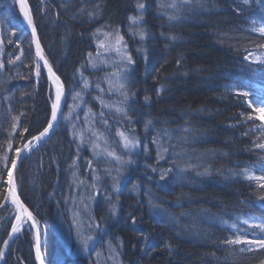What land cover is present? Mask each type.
<instances>
[{"label":"trees","instance_id":"obj_1","mask_svg":"<svg viewBox=\"0 0 264 264\" xmlns=\"http://www.w3.org/2000/svg\"><path fill=\"white\" fill-rule=\"evenodd\" d=\"M28 1L45 56L66 85L68 105L72 95L85 88L84 79H95L89 66V54L95 51L93 33L118 24L125 29L138 0ZM140 2L145 4L148 59L133 54L125 117H131L140 136L145 130L142 141L148 143L151 155L139 159L143 181L129 179L114 219L96 213L99 228L92 234L96 240L84 251L74 228L77 210L72 207L70 173L77 156L87 151L78 146V133L72 134L61 122L51 137L22 161L17 173L21 197L41 230L44 264H264V249L241 253L243 245L223 243L238 231L243 235L247 230L248 239L260 234L259 229L240 221L256 217L250 223L260 222L264 191L241 173L250 168L256 175L264 174L260 162L264 150L255 147L261 135L256 126L263 122L246 119L254 114L253 109L237 93L249 90L241 85L252 83L256 87L247 100L255 101L257 90L264 92V73L253 77L254 72L241 66L232 46L218 40L227 32L252 33L253 27L264 26V6L245 7L242 0H192L177 12L161 9V0ZM97 4L102 11L95 9ZM81 8L96 12V16L82 15ZM165 12L180 19L169 21ZM172 35L177 39L171 40ZM0 42L4 64L0 68V158L11 160L17 148L48 125L54 88L43 71L36 83L38 60L32 37L19 4L13 0H0ZM94 88L83 90L87 99ZM118 120L127 124L122 117ZM149 120L152 123L146 129ZM154 137L167 146L166 155L158 160ZM169 169L161 180V173ZM205 169L211 175L202 174ZM134 185H139L140 192ZM6 196V185L0 183V204H6L0 207V250H4L3 241L16 213ZM150 198L164 211H153ZM133 216L136 224L131 223ZM234 223L239 227H232ZM22 229L5 264H37L33 230L27 223ZM141 232L156 246L145 248ZM109 241L113 246L123 242L116 249L119 255L114 252L111 256ZM169 243L171 251L165 247Z\"/></svg>","mask_w":264,"mask_h":264},{"label":"rangeland","instance_id":"obj_2","mask_svg":"<svg viewBox=\"0 0 264 264\" xmlns=\"http://www.w3.org/2000/svg\"><path fill=\"white\" fill-rule=\"evenodd\" d=\"M161 2L171 3L172 0H161ZM260 4L264 6V0ZM169 9L172 10V8ZM261 13L264 16V8L263 12ZM138 14L139 10L135 8L134 14L132 16ZM145 25L144 18L143 24L141 26L146 31ZM259 25L261 26V24ZM129 27L130 21H128L126 24L125 29H123L120 24L115 25L113 29L119 28L121 35L124 36V39L127 42V51L132 55L134 60V53L141 56H144L145 52L147 53V47L145 43L147 40V35L145 39L141 41L139 36L133 37L131 35ZM132 28L135 29L136 26L132 25ZM111 30L112 29L101 30L100 33L95 35V51L91 57H89V66L92 70V73L95 74V79L92 80V78H86L83 81V86L87 89L91 88L92 86H96V88L93 89L94 93L92 97L87 99L89 96L86 97L85 95L87 94H83V90H86L85 88L75 93V95L73 94L70 103L68 105H64L62 117L58 124L59 126L60 123L64 121L65 126L69 127L70 131L73 132L72 134L78 133V146H81V149L87 151V154H84V156H77V160L73 165L72 172L70 173V187L71 189H74L72 203L75 204L72 207L76 208L77 210L75 213L76 215L73 216L76 221L74 222L73 220L74 228L77 231L79 229V231H81L85 236L92 235L97 229L91 226L92 224L96 223V213L102 214L104 216L110 215L108 220H112L116 217L117 211L122 204L121 193L129 179H131V182H136L138 180H140V182L143 181L141 180V174L143 171H139L141 166L138 167L140 162L139 159L141 158L140 160H142V157L143 159H149L151 155L147 148L148 143L145 144V142H143L144 140L142 141L143 136L145 135V130H142L143 136H140L141 134L139 130L132 124V120L130 122L129 119H126L123 113L116 111L117 107H123L127 109L126 105L128 101L130 102L128 84L134 64L129 65L131 71L127 73L128 79L126 82L128 99L127 101H124V97L120 95V90L117 88L118 82L116 77L112 75L117 71L120 58L115 51H105L104 48L100 46V41L104 40L103 32ZM219 38L220 39L218 40L220 43L232 46L231 50H233V53L239 57V60H241V66H243L244 69H249L251 72H254L255 75L253 77L262 76L264 73V65L262 67L261 64L253 63L251 57H249V53H251L252 56L264 57V48L257 47V45L264 44V36H261L258 32L251 33L246 30L242 32H227L225 34H221ZM137 49H140V51H137ZM245 57H249V59H245ZM42 71L44 72L41 67L40 74ZM39 80L40 75L36 78V83H38ZM65 117H67V119H65ZM118 117H122L124 119L123 122L127 120V124L125 125L122 123H117L119 122ZM262 122L264 123V121ZM119 132H124L130 138L133 136L138 138L139 143L131 150L125 149L123 146V141L118 135ZM81 135L83 136V141H81ZM105 140L107 143H105ZM153 141L157 142L154 143ZM152 143L154 146L155 156H157L155 159L158 160V151L160 152L159 157H164L167 153V151H164V149H167V146L163 144L162 141H160V138L158 139L154 137L152 139ZM94 145H98V147L94 148ZM105 149L108 151H114L124 160H131L132 162L121 167V165L115 159L108 157L105 154ZM136 155H138L137 158H135ZM155 159L153 160L155 161ZM118 169L119 171H117ZM97 176H99V180L96 179ZM117 176L119 177L118 192L113 190V184L115 183L113 178ZM80 181H83V183H80ZM93 184L95 185V189L92 187ZM258 189L260 191H264V189ZM136 190L140 192L139 185ZM9 200L11 201L10 197ZM113 205L116 206L115 214L111 212ZM3 206H6V204L3 203ZM107 208L108 212H110L108 214ZM151 209L153 208L151 207ZM158 209L160 208H156L153 211H157ZM16 235L17 234H14V238ZM93 243L94 242L90 243L89 246H91ZM91 248H94V246ZM110 253L113 257L114 252L110 250ZM60 258L62 260L61 255H59V263L61 261Z\"/></svg>","mask_w":264,"mask_h":264},{"label":"snow or ice","instance_id":"obj_3","mask_svg":"<svg viewBox=\"0 0 264 264\" xmlns=\"http://www.w3.org/2000/svg\"><path fill=\"white\" fill-rule=\"evenodd\" d=\"M13 2L19 4L20 12L23 13V15L27 21V24L31 26L33 37H36V27L33 23V18L28 11V5L26 3V0H13ZM261 2H262V0H242V4L245 7H251L253 4H260ZM191 3H192V0H172L171 3L161 2L159 4V7L161 9L172 8V9L176 10L177 12H179L180 10H182L183 5H188ZM136 8L139 10V14L129 17V20H130L129 31L131 32V35L133 37L139 36L140 40L143 41L147 35L146 31L141 26L143 24V19H144L143 10L145 8V4L143 2H140V0H138V2L136 4ZM95 9L97 11H102L99 4L95 5ZM240 10L242 11L243 9H240ZM79 11L82 15H87L90 18H94L96 16V12H86L84 8H81ZM164 15L167 16L169 21L180 19V17L178 15H175V14H169V13L165 12ZM252 23L255 25L256 21L253 20ZM132 25H135L136 28L133 29ZM107 27L111 28V25H108ZM100 31H101L100 29H97L96 33H93V35L94 36L97 35V33H100ZM252 31L258 32L261 36H264V26L253 27ZM12 35H15V33H12ZM162 35H163V33H162ZM103 36H104V40L100 41V46L103 47L105 51H115L120 58V63L117 66V71L114 72L112 75L114 77H116V80L118 82L117 88H118V90H120V95L124 97V101H127V99H128V91L126 90L127 89V83L126 82L128 79L127 73L131 71V69L129 68V65L135 64V60H133L132 55L127 51V42L125 41L124 36L121 35L119 28H115V29H112L111 31L103 32ZM170 39L174 41L177 39V37L175 35H172V36H170ZM9 43H11V40H9ZM35 44H36V56L40 60L44 61V66L47 68L48 74H49L50 78L52 79L53 84L55 85V99L53 100V103L51 106V120L48 123L47 127L44 128V130L41 131L38 135L32 136V138L30 140H28L27 143L22 144V146L20 148H17L15 150L16 155L11 160H9V158L7 156L0 158V160H2V162H3V169H4V174L0 175V183H3L4 185H6V189H7V196L5 197V200H7L10 197L11 203L16 205L18 212H19V214L15 217L16 222L11 225V234H9L7 240L3 241V248L5 250L8 249L9 240L13 239V235L20 233L23 230L22 229L23 224H26L29 221H31L33 226L37 225V221H36L35 217L33 216L32 212L29 211L28 207L23 203V201L17 195V190H16L17 184H16V181L12 175V169L16 167L17 160L19 159L21 152H23V151L30 152L32 150L33 141H36L37 143H39L42 140V138L49 135V130L53 128L54 122H56L58 119V112L60 109V102H61V97L63 94V87H62L60 77L56 75V73L53 71L51 64H49L48 60L43 55V50L41 48L40 41H39L38 37L35 39ZM257 47L264 48V44L257 45ZM137 51H140V49H137ZM89 57H91V53L89 54ZM249 57H251L253 63L264 65V57L252 56L251 53H249ZM249 57H245V59H249ZM143 58L145 61H147L148 57H147L146 52H145V55ZM17 59H19V57H17ZM9 62H12V61H9ZM177 63L179 64V61H177ZM3 67H4L3 62H0V68H3ZM40 69H41V65L39 63H37L35 65V74L37 77L40 75ZM121 81H123V82H121ZM97 86H99V85H97ZM241 87L249 89V90L239 91L237 94L239 96H243L246 99L248 107L253 109V113H254V114H248L246 116V119L247 120L259 119L261 121H264V92L257 90V92L255 93L257 96V99L255 101L247 100V98L249 96L253 95V92L251 91V89L256 87V85H254L252 83H246V84L241 85ZM160 91L162 92L163 88H161ZM77 95H79V94H77ZM145 100H149V97L146 96ZM116 111L121 112L125 116H127V112H126L125 108H123V107H117ZM242 115H244V114L242 113ZM65 119H67V117H65ZM128 119L130 120L131 117H128ZM13 120L18 121L19 117H13ZM151 123H152V121L149 120L147 122V124L145 125V128L147 129L148 125H150ZM256 127L261 129V135L259 137H257L258 142L255 143V147L258 149L264 150V123L257 125ZM24 131L27 132L28 129L25 128ZM185 131H187V129H185ZM118 135L121 137V139L123 141V146L125 149L131 150V149L135 148L137 146V144L139 143L138 138H136L134 136L130 138L124 132H119ZM81 141H83L82 135H81ZM153 142L156 143L157 141H153ZM105 143H107L106 140H105ZM95 147H98V145H94V148ZM9 149L11 150V145H9ZM104 151L108 157H112L113 159H115L121 165V167H123L127 163L132 162L131 160H127V161L124 160L121 156L117 155L114 151H108L107 149H105ZM164 151H167V149H164ZM159 155H160V152L158 151V156ZM260 162H261V171L264 172V157L260 158ZM181 170H183V169H181ZM117 171H119V169ZM153 171H156V169H153ZM169 171H171V169L161 173L160 179L164 180L166 175H167V172H169ZM202 174L211 175V172L208 169H205L204 173H202ZM241 174L243 175V177L246 180L255 181L258 188L264 189V174L256 175L254 173V171H252V169H250V168H245ZM74 175H75V173H74ZM96 179L99 180V176H97ZM113 179L115 181V183L113 184V190L118 192L119 191V188H118L119 177L117 176V177H114ZM80 183H83V181H80ZM92 187L95 189L94 184L92 185ZM133 187H134V189L137 188L136 185H134ZM260 199L264 200V195L260 196ZM149 205H150V207L153 208V210H155L156 208H161L160 205L154 204L151 198L149 199ZM0 207H3V204H0ZM163 211H164V209L161 208V212H163ZM111 212L113 214H115V212H116V206L115 205H113ZM255 219H256V217H250L248 219H242L240 222L244 225H249L250 228L259 229L260 234L254 233V235H256L257 238L248 239L247 238V230H244L243 235L240 234L238 231L234 235V238L227 239V240L223 241V243L226 245H229V246L243 245V247L239 248V251L241 253L254 252L257 250L264 249V217L260 218L259 223H250V221H254ZM74 222H76L75 219H74ZM136 222H137L136 217H134V216L131 217V223L136 224ZM90 223H91V221H90ZM91 226L95 227V228H99L98 223H94ZM232 227L238 228L239 226L234 223L232 225ZM140 235L143 237L142 242H143V246L145 248H150V247L156 246L154 241L148 235L144 234L143 232H141ZM77 237L79 238V241H80L84 251H88L90 243H92L96 240V237H94L92 235H86L85 236L81 231H79V229L77 231ZM122 245H123L122 241H120L115 246H113L111 241H109V248L113 252H116V249L119 247H122ZM41 247H42V242H41L40 232H39V229L37 228L36 236H35L36 259L40 261V264H44V259L42 257ZM165 247L169 251H171V249H172V245L170 243L166 244ZM99 255H100V253L98 252L97 256H99ZM116 255H119V253L116 252ZM4 259H5V251L0 250V261H3Z\"/></svg>","mask_w":264,"mask_h":264},{"label":"water","instance_id":"obj_4","mask_svg":"<svg viewBox=\"0 0 264 264\" xmlns=\"http://www.w3.org/2000/svg\"><path fill=\"white\" fill-rule=\"evenodd\" d=\"M26 3H27V5H28V11H29L30 15L32 16V18H33V23H34V25H35V27H36V37H33V35H32V28H31L30 25H28V30H29V33H30V35H31V37H32V44H33V48H34L35 55H36V44H35V39H36L37 37L39 38L40 45H41V40H40L39 31H38V28H37V25H36V22H35V17H34V14H33V9H32V7H31V5H30V3H29L28 0H26ZM41 48H42V45H41ZM42 50H43V48H42ZM43 55L45 56L44 51H43ZM36 57H37V56H36ZM45 58H46V56H45ZM37 59H38L40 65H41L42 69L44 70V73H45V75H46V77H47L49 83H50V84L54 87V89H55V85L53 84L52 79L50 78V76H49V74H48L47 68L44 66V61H43V60H40L38 57H37ZM46 59H47V58H46ZM47 60H48V59H47ZM48 62H49V61H48ZM49 64H51V63L49 62ZM51 66H52V65H51ZM52 68H53V66H52ZM53 71L56 73L57 76H59V74L56 72V70H55L54 68H53ZM59 77H60V76H59ZM60 80H61L62 87H63V94H62V97H61L60 109H59V112H58V119H57L56 122H54L53 128L49 130V135H48V136L42 138V140H41L39 143H37L36 141H33L32 150H31L30 152H28V151H23V152L20 153V157H19V159L17 160L16 167L12 169V175H13L15 181H16L17 172H18V170H19V167H20L22 161H23L26 157H28V156H29L34 150H36L38 147H40L44 142H46V141L51 137V135L55 132V130L57 129V126H58V124H59V122H60V119H61V117H62V113H63V109H64L65 101H66V86H65V83H64V81L62 80L61 77H60ZM46 127H47V126H46ZM16 184H17V181H16ZM16 190H17V195L20 197V199H21V200L23 201V203L26 205V203L24 202V200L22 199V197H21V195H20V192H19V190H18V187H17ZM26 206H27V205H26ZM27 207H28V206H27ZM16 209H17V207H16ZM28 209H29V211H31L29 207H28ZM18 214H19V212H18V209H17L15 217H16ZM15 217H14V220H13V223H12V224H14V223L16 222V221H15ZM28 224H29L30 227L32 228L33 233H34V236H36V231H37V228H38V229H39V232H40V237H41V230H40L39 226H38V225L33 226L31 221H29ZM9 234H11V229H10ZM8 236H9V235H8ZM13 238H14V235H13ZM7 239H8V238H7ZM12 241H13V239H12V240H9V247H8V249L4 250V251H5V259H4L3 261H0V264H4V263H5V260H6V257H7V254H8V251H9V248H10V246H11ZM41 242H42V239H41ZM41 252H42V247H41ZM35 257H36V250H35ZM42 257H43V253H42ZM36 262H37V264H40V261L37 260V259H36Z\"/></svg>","mask_w":264,"mask_h":264}]
</instances>
